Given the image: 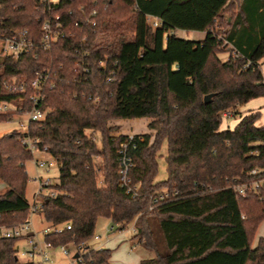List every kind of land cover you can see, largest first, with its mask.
<instances>
[{"label": "trees", "instance_id": "1", "mask_svg": "<svg viewBox=\"0 0 264 264\" xmlns=\"http://www.w3.org/2000/svg\"><path fill=\"white\" fill-rule=\"evenodd\" d=\"M173 2L0 0V32L26 28L34 42L31 50L0 56V103L22 107L0 113V121L33 108L4 82L49 72L45 118L0 138V182L6 185L0 226H19L31 213L25 194L26 162L33 158L25 140L31 138L59 168L58 182L42 186L36 211L62 227L44 236L53 246L89 244L105 217L118 230L133 226L134 244L155 253L138 264H264V237L253 245L264 220L261 113L222 129L224 112L237 116L240 105L264 96V0L222 4L199 41L179 37L163 18ZM149 17L159 24L153 27ZM215 18L223 30L215 28ZM45 22L54 36L47 48ZM142 117L151 119L150 132L135 134L128 149L135 194L120 184L118 150L129 135L113 134L117 126L110 122ZM165 140L167 178L156 180ZM237 184L248 187L245 195ZM151 217L159 221L164 253ZM20 241L0 237V264H22ZM112 252L90 247L84 256L89 264H109Z\"/></svg>", "mask_w": 264, "mask_h": 264}, {"label": "built area", "instance_id": "2", "mask_svg": "<svg viewBox=\"0 0 264 264\" xmlns=\"http://www.w3.org/2000/svg\"><path fill=\"white\" fill-rule=\"evenodd\" d=\"M50 1V0H41V2ZM56 18H59L56 16ZM159 23H157L158 25ZM156 25V26H157ZM45 33L43 37V46L45 48L49 47L50 41L54 39L52 36L51 25L48 22L44 23L43 26ZM29 30L26 28H17L13 29L10 32L3 33L0 32V56L15 54L18 55L24 51L31 50L34 47L33 40L29 37ZM82 65L84 70H87L84 67V60L78 61V65ZM49 79V72L37 71L35 77L31 80L22 77H12L9 80L4 82V87L8 92L12 93H20L24 94L26 98H28L29 102L33 104V108L23 115L26 116L24 120L20 122L21 126H27L30 120H41L45 118L46 112L41 108L43 101L45 100L44 88ZM32 91L29 93L28 90ZM24 98V97H23ZM21 98V100L23 99ZM13 105V107H11ZM22 110V107H17L11 103H0V113L9 112V111H17ZM231 113L229 111L224 112V117H229ZM26 122V123H25ZM135 134H129L128 140L124 141L119 150H118V161H119V173L121 174L120 184L127 189L128 192H133L136 194V187L131 185V178L129 175L130 168L133 165V161L131 156L128 153L129 146L131 145V141L133 140ZM25 142L28 144L32 153L35 154V161L37 166L46 167L48 159L45 157H38V153L48 154L46 149H40L36 141L27 138ZM54 159L49 162L48 168L53 166ZM40 188L39 191L35 193V195L41 196V189L44 185L51 184V178H43L39 177ZM248 187L245 185L237 184L235 186V190L241 194L245 195L247 193ZM163 197V196H161ZM42 200L38 202V200H34L33 203H30V215L29 218L19 226L8 228L5 226H0V237H22V242L27 243L26 246L19 245V249L17 252L18 258L21 260L22 264H55L56 260L53 258V252L59 251L63 256L68 258V261L65 264H89L85 260V252L90 247H95L96 249H100L102 247H96L86 243H83L79 246L73 245L76 248V252L72 253L69 249V245L72 244H64L61 246H53L50 242L46 241L44 236L45 234L51 231H61L62 227H52L49 224L42 230V232H38L35 229V225L32 220L33 214L41 208ZM67 228H71L70 225ZM115 230L114 225H107L106 234L107 239L112 231ZM135 232V229H134ZM31 233V234H30ZM41 233V235H40ZM94 239L97 241L103 239L102 235L95 234ZM106 239V240H107Z\"/></svg>", "mask_w": 264, "mask_h": 264}, {"label": "rangeland", "instance_id": "3", "mask_svg": "<svg viewBox=\"0 0 264 264\" xmlns=\"http://www.w3.org/2000/svg\"><path fill=\"white\" fill-rule=\"evenodd\" d=\"M228 1L229 0H180L181 9L180 10L178 9L176 13L177 22L183 23L185 18L190 16V14L192 13L191 15L193 16L194 14L196 15L194 17H196V21H197L196 27L197 28L195 30L190 29L188 31L184 30L183 28H178L177 35L182 38L192 39L196 41L204 39L205 34H206L204 30V22L206 20L207 21L211 20L219 8H217V10L215 9L211 10L212 12L210 14L208 13L207 9L194 11L195 8H198V7L200 8L203 5V3L205 5L206 3L215 2V4L221 5V4L227 3ZM182 6H184V8ZM227 15L228 14H226L225 16ZM200 17L201 19H199ZM159 22L160 21L158 19L149 17V23L153 27H155L157 23ZM214 26L217 30L224 29V27L223 29L222 28L220 29V19L219 18H215ZM220 57L223 60H227L229 57V54L227 52H222L220 54ZM261 67H262V72L264 75V57L261 59ZM244 105H246V108L241 112V114L239 113V115L237 116L223 117L222 127L229 128L228 127L229 125L230 128L233 129L236 123H239L241 119L240 117L245 116L248 113H251V111H260L261 116L259 120L257 121V123L264 125V96L252 99ZM11 107H13V105H11ZM25 118L26 116L24 115L16 114L12 120L0 121V138L12 132L15 129H25V126H21L20 124V122L24 120ZM146 119L147 117L136 118L132 120V123H128L130 121L128 122L124 121L125 124L123 123L124 124L123 130L128 129L129 130L128 135L137 134L135 133L137 131H141V133L150 132V129L148 125L146 124ZM110 123L113 124L112 121ZM114 126H117V129L114 131L113 134H116V132L118 131H122L120 127H118V125H114ZM96 138L98 140V143L101 144L102 138H101L100 133L96 135ZM167 151H168V144H167V141L165 140L160 150V155L158 157L159 170H158L156 180H164L167 178V164H166V159H165ZM42 154L43 153L41 154L38 153L36 155H42ZM34 157H35V154L33 153V158L26 162V171L28 173L29 180H28L25 194H26L27 199L30 201V203H33L35 199L38 200V202H40L43 199L42 195L41 196L35 195V193L38 192L40 188L39 177L42 176L45 179L51 178V184H54L58 182L59 180V168H58V164L56 163V161H53L54 162L53 166L48 168L49 162L52 160L48 156L47 158L49 159L47 162V166L39 167L37 166ZM49 191L53 192L54 190L49 189ZM32 220L35 225V229L37 231L40 230L42 232V230L48 225V223L45 221V219L42 217V215L39 212H35L33 214ZM109 224H111V221L108 218L101 217L98 219L95 233L103 236L102 241L107 239L106 229H107V225ZM151 224L154 230L155 239L158 244V249L161 253H164L165 251H167V245L164 241V237L160 229L158 219L156 217H151ZM134 229L135 228L133 226H130L123 231L115 229L114 231L110 233L108 238H110L112 241L110 243V246L113 252H112V256L109 261L110 262L109 264H131L133 262L138 261V259L151 258L155 256L154 252L148 251L142 246L134 244L133 239H131V236L134 234ZM261 236H264V220L259 225L257 232L255 234V238L253 242L254 246L257 245V242ZM95 241L96 240L93 239L90 242V244L95 246L94 244ZM19 244H21L23 247L24 246L27 247V243L24 241L23 242L20 241ZM69 249L71 250L72 253L76 252V248L73 245H69ZM53 258L56 260L57 264H65L68 261V258L66 256H63L62 253L59 251L53 252Z\"/></svg>", "mask_w": 264, "mask_h": 264}, {"label": "crops", "instance_id": "4", "mask_svg": "<svg viewBox=\"0 0 264 264\" xmlns=\"http://www.w3.org/2000/svg\"><path fill=\"white\" fill-rule=\"evenodd\" d=\"M181 2H180V0H174V2L172 3V5L170 6V8L169 9H167L165 12H164V14H163V18L164 19H166V20H168V21H170L171 23H173L174 24V26H175V33L177 34V29L178 28H183L184 30H190V29H192V30H195L197 27H196V23H197V21H196V17H194V16H196L195 14H194V16L193 15H191L190 14V16H188V17H186L185 18V20L183 21V23H178L177 22V19H176V13H177V11H178V9L180 10L181 9ZM222 5V4H221ZM220 4H215V2H211V3H206L205 5H204V3H203V5L199 8L198 6V8H195V10L194 11H196V10H203V9H207L208 10V13L210 14L212 11L211 10H213V9H215V10H217V8H219L220 6H221ZM183 8H184V6H182ZM151 18H155V17H151ZM157 19V18H156ZM199 19H201V17L199 18ZM158 20H160V19H158ZM207 20L204 22V30H205V26H206V24H207ZM205 32H206V30H205ZM206 35V34H205ZM246 108V105H240L239 106V108H238V111H239V113L241 114V112L244 110ZM252 112H258V111H251V113ZM260 112V111H259ZM251 113H248V114H251ZM248 114H246V115H248ZM239 115V114H238ZM245 115V116H246ZM243 117V116H242ZM242 117H240L241 119H242ZM143 118V117H142ZM133 119H136V118H133ZM133 119H128V118H121V119H115V120H112V123H113V125H118V127H120V129L122 130V131H118V132H116V134L115 135H118V134H128L129 133V130L128 129H125V130H123V126H124V121H130V122H128V123H132V120ZM241 119H240V121H241ZM259 120V119H258ZM151 121V119L150 118H148L147 117V119H146V124L148 125L149 124V122ZM239 121V122H240ZM124 123V124H123ZM239 123H236V125H235V127L238 125ZM256 124L258 125V126H263V124H259V123H257L256 122ZM228 127L230 128V126L228 125ZM234 127V128H235ZM222 129H226L225 127H222ZM135 133H137V134H143V133H141V131H137V132H135ZM45 157L46 159H49V158H47L48 156L51 158V156L49 155V154H42V155H38V157ZM51 159H53V158H51ZM5 187H6V185L4 184V183H2V182H0V192L1 191H3L4 189H5ZM38 232H41L40 230H38ZM261 237H264V236H261ZM260 237V238H261ZM259 241V240H258ZM98 242H100V243H98ZM95 241V246L96 247H105V248H111V246H110V243L112 242L111 241V239L110 238H108L107 240H104V241H101V240H99V241ZM258 243V242H257ZM112 249V248H111ZM142 259H138V261H136V262H133V263H131V264H138L140 261H141ZM55 264H57V262L55 263Z\"/></svg>", "mask_w": 264, "mask_h": 264}, {"label": "water", "instance_id": "5", "mask_svg": "<svg viewBox=\"0 0 264 264\" xmlns=\"http://www.w3.org/2000/svg\"><path fill=\"white\" fill-rule=\"evenodd\" d=\"M214 94H209L205 96V102L208 103L211 101V98L213 97Z\"/></svg>", "mask_w": 264, "mask_h": 264}]
</instances>
